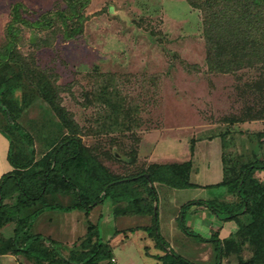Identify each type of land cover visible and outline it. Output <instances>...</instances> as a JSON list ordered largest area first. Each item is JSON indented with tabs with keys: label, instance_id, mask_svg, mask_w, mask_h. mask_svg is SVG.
<instances>
[{
	"label": "rangeland",
	"instance_id": "rangeland-1",
	"mask_svg": "<svg viewBox=\"0 0 264 264\" xmlns=\"http://www.w3.org/2000/svg\"><path fill=\"white\" fill-rule=\"evenodd\" d=\"M15 1L0 0V52L7 39L8 43L19 39L9 54L11 63L0 67L1 80L10 78L13 86L0 92V128L12 139L16 161L31 163L74 135L85 159L81 178L96 170L95 161L116 176L145 170L154 164L149 159L158 165L189 161L188 180L205 186L187 190L191 199L175 196L181 206L204 198L223 215L235 203L239 208V197L221 183L235 179L245 164L264 160V52L262 62L250 68L228 73L208 70L203 13L189 0H90L83 8L77 0H41L34 8L17 2L18 37L7 38L5 28ZM257 1L263 17L264 0ZM80 10L84 19L78 21L73 14ZM71 151L67 148L64 153ZM253 176L264 182V170H255ZM135 188L143 202L144 184ZM77 194L73 191L70 197ZM51 195L46 199L64 198ZM157 196L161 204L162 195ZM119 208L133 209L129 197L119 200ZM192 209L195 216L213 217L209 231L203 235L185 225L207 238L217 230L220 240L231 241L220 264H242L254 256L246 227L239 230L236 224L220 235L223 221L199 204L187 207L185 218ZM69 210L77 212L62 227L83 226L85 218L77 216L84 209ZM242 210L238 217L247 223L251 211L247 206ZM101 212L102 207L95 205L86 218L98 224L101 240L112 244L116 261L101 264H157L142 254L143 246L154 243L140 226H150V217L117 216L113 221L107 218L110 214L100 218ZM175 219L185 237L172 233L171 248L193 264H214V242L185 234L178 216ZM161 221L158 216L159 233L170 247ZM257 221L264 227V215ZM260 235L264 243V228ZM57 243L63 256L77 247ZM209 248L214 250L211 256ZM258 251L263 255L254 264H264V245Z\"/></svg>",
	"mask_w": 264,
	"mask_h": 264
},
{
	"label": "trees",
	"instance_id": "trees-1",
	"mask_svg": "<svg viewBox=\"0 0 264 264\" xmlns=\"http://www.w3.org/2000/svg\"><path fill=\"white\" fill-rule=\"evenodd\" d=\"M75 1V0H72ZM82 8L90 0H77ZM194 6L202 10V36L205 43V63L210 71L221 73L235 72L243 68H250L263 60L264 49V16L258 11L257 0H189ZM240 7L238 14L236 10ZM29 10V9H28ZM11 19L6 25L7 38L18 37L19 9L18 4L11 8ZM76 20L84 19V13L75 12ZM23 23V22H21ZM81 32L80 25L75 27ZM74 29V30H75ZM29 40L34 38L30 37ZM17 41H10L5 51L0 52V67L9 61L12 46ZM6 44V43H5ZM11 63V62H10ZM10 78H0V90L2 93L12 90ZM10 108V104L8 105ZM5 132V131H4ZM7 134V132H5ZM9 135V134H8ZM12 139L10 138V150L8 159L14 169L0 178V228L9 222H14L13 236L6 238L0 236V254L11 253L20 255L32 261L34 264H101L113 258L110 247L102 242L100 232L96 225L89 224L87 235L69 250L68 256H63L56 241L50 237L30 232L33 219L45 209L69 210L83 208L88 211L91 207L110 199L113 202L129 197L133 206L130 211L139 215H148L151 225L141 229L146 231L147 236L152 237L154 245L162 251L161 254L153 255L157 264H193L189 260L177 254L158 230V198L153 182L165 183L175 188L197 187V184L188 180L190 162L164 164H150L145 170L127 175L116 176L105 170L103 165L95 161L93 167L96 170L81 178L80 168L83 159L82 147L79 138L71 135L57 143L38 160L30 162H18L12 156ZM67 148L73 151L65 154ZM60 153V155H59ZM264 170V160L253 161L242 166L238 175L226 185L230 193L239 197L237 203L226 208V215L220 213L210 202L202 199L191 200L180 207L178 221L181 229L187 235L195 237L201 242H214L215 261L220 264L221 257L229 251L230 240H220L217 230L210 237H204L185 225V213L187 207L204 205L221 221H234L239 230L247 228L249 242L255 245L254 256L242 262V264H254L259 261L263 252L258 249L264 245L260 240L262 223L257 218L264 215V182L260 183L253 174L254 171ZM142 183L146 188V196L142 201L137 197L135 185ZM76 191L75 199L70 197ZM48 194H61L68 196L73 203L68 206L49 204L46 199ZM12 204L4 203L6 198L15 197ZM94 196V197H93ZM71 198V199H70ZM259 204V207L249 205ZM249 205V206H248ZM247 206L250 210L248 222L241 221L238 217L243 214L242 207ZM251 207V209H250ZM259 208V209H258ZM259 210V211H258ZM127 213L126 211H123ZM246 225V226H245ZM60 250V249H59Z\"/></svg>",
	"mask_w": 264,
	"mask_h": 264
},
{
	"label": "crops",
	"instance_id": "crops-1",
	"mask_svg": "<svg viewBox=\"0 0 264 264\" xmlns=\"http://www.w3.org/2000/svg\"><path fill=\"white\" fill-rule=\"evenodd\" d=\"M17 2L21 3L22 5H24L28 8H34L37 6L36 3L38 4L39 2H41V0H16L13 3V5ZM10 138H11L10 135L6 134L4 132V130L2 128H0V178L2 175L11 172L14 169V167L12 166V164L10 163V161L8 159L9 150H10ZM38 159H35V160H38ZM149 160H151V162H149V163H154V164L159 163V162L154 161L153 159H149ZM153 186L156 190V193L158 195H162L161 196L162 197L161 204L159 202V196H157V198H158V202H157L158 203V216L160 219H162L161 225L163 226V229L165 228L164 231H167V238H168L167 240L171 244L170 247H173L172 242L169 240V237L172 235V233L174 234V232H175L174 235H177L178 237H180L179 239H181V236L185 237V235H183V233L180 232L176 227L177 225H176V219L175 218L179 214L180 206H181L180 203L186 199H191L190 197H187V194H188L187 190H189L190 188L200 189L202 186H205V185H198L197 187L175 188V187L169 186L165 183L153 182ZM180 194L184 195V198H182L183 200L181 202L175 198V196H179ZM14 196L15 197H12V198H6L4 200V203L12 204V202L16 198V195H14ZM51 196L55 197V198L64 197L61 194H53ZM199 199L204 200V198H199ZM47 203L59 204V205L64 207V206L71 205L73 202L69 201L68 196H65L64 198H62V200L58 201L56 199H52V200L48 201ZM99 206L102 207V212H101L102 215H100V218H102V219L104 217L106 218V216H104L106 214H110L109 216H107V218L110 219L113 217V221L116 220L117 216H137V215H139V214H135L132 212L124 213L123 212L124 209H122V208L118 209L119 203L113 202L111 200H105V201L99 203ZM94 207L95 206L91 207L88 211L84 210V213L79 211L80 213H82V215L77 216V218L78 219L79 218L82 219V217L85 218V220H84L85 224H83V226L82 225L78 226L75 224V226L72 225L66 229H65V227H62L63 223L67 221L68 217H73V215H72L73 212H77V210H73V211H71V210L67 211V210H61V209L43 210L33 219L31 227H30V232L34 233V234L35 233L41 234L45 237H50L51 239H53L56 242L57 241L61 242L62 244L60 246L77 245L87 235V227L89 224L96 225L97 229L99 230L97 223H90L89 220H86V218L88 219L90 212L92 210H94ZM106 210H109V212H106ZM194 210L195 209H192V211L189 212V216L187 218H185L186 224L188 226L192 227L194 230L197 229L203 235H207V233L209 231L208 222L209 221L212 222L213 217L209 216V218H208V215L206 213H201V214H198L195 216ZM141 216L150 217L148 215H141ZM70 221H73V223H75L74 219H72ZM76 221H78V220H76ZM140 226L144 227V225H140ZM235 226H236V223L232 220L224 221L220 224L221 228L219 230V234L224 235L226 230H231V229L235 228ZM14 227H15L14 222H9V223L5 224L4 226H2L0 228V236L6 237V238L13 236ZM62 228H64V232H63ZM74 229L76 232L73 236V230ZM83 230H84V232H83ZM65 231L68 232L67 233L68 238H64V234H66ZM61 232H63V234ZM117 232H119V231H117ZM126 235L127 234H124V236H126ZM146 236H147V234H146ZM102 242L107 243L109 245V247L111 248L112 244L110 243L109 240L108 241L102 240ZM207 246L206 247L204 246L205 248L202 250L203 252L207 249ZM143 248H145V249L142 250V254H144V255L146 254L152 258H154L153 255H155V254L163 253L162 251H160L159 249H157L155 247L154 243L151 245L146 244L145 246H143ZM151 248H153V250ZM208 251H209L208 252L209 256H211L212 252L214 250L211 252V248H209ZM205 257L208 258L207 256H203L202 258H205ZM114 261H116V259ZM155 263H158V261L155 260ZM0 264H34V263L32 261L26 259L23 256L14 255V254H11L8 252L6 254H0Z\"/></svg>",
	"mask_w": 264,
	"mask_h": 264
},
{
	"label": "built area",
	"instance_id": "built-area-1",
	"mask_svg": "<svg viewBox=\"0 0 264 264\" xmlns=\"http://www.w3.org/2000/svg\"><path fill=\"white\" fill-rule=\"evenodd\" d=\"M114 260H115V259H114V258H112V259H111V262H114Z\"/></svg>",
	"mask_w": 264,
	"mask_h": 264
}]
</instances>
